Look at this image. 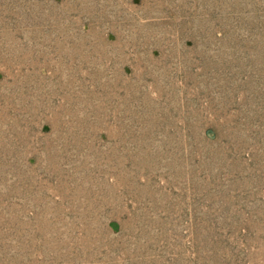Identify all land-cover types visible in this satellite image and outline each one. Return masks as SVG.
Instances as JSON below:
<instances>
[{
	"label": "rangeland",
	"instance_id": "rangeland-1",
	"mask_svg": "<svg viewBox=\"0 0 264 264\" xmlns=\"http://www.w3.org/2000/svg\"><path fill=\"white\" fill-rule=\"evenodd\" d=\"M0 264H264V0H0Z\"/></svg>",
	"mask_w": 264,
	"mask_h": 264
}]
</instances>
